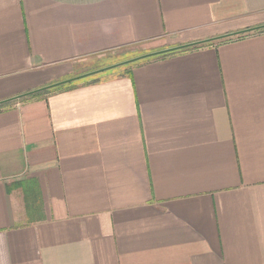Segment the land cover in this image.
<instances>
[{
	"label": "crops",
	"instance_id": "crops-1",
	"mask_svg": "<svg viewBox=\"0 0 264 264\" xmlns=\"http://www.w3.org/2000/svg\"><path fill=\"white\" fill-rule=\"evenodd\" d=\"M1 105L0 264H264V0H0Z\"/></svg>",
	"mask_w": 264,
	"mask_h": 264
},
{
	"label": "rangeland",
	"instance_id": "rangeland-1",
	"mask_svg": "<svg viewBox=\"0 0 264 264\" xmlns=\"http://www.w3.org/2000/svg\"><path fill=\"white\" fill-rule=\"evenodd\" d=\"M131 49V48H130ZM135 50L137 49H131V53H136ZM134 51V52H133ZM127 53L122 56H114V57H108V56H101V57H92L85 61V67L83 68V71H88L83 74H80L76 78L69 80L67 82L61 83L58 86H70L74 83H78L81 81H87V80H95L99 77H104L105 75L120 72L124 68H128L130 65L135 64L139 61H142L143 59H149L153 58L157 55H160L165 52L152 54L147 57H143L137 60L128 61L132 57H136V54ZM93 69V70H92Z\"/></svg>",
	"mask_w": 264,
	"mask_h": 264
},
{
	"label": "water",
	"instance_id": "water-1",
	"mask_svg": "<svg viewBox=\"0 0 264 264\" xmlns=\"http://www.w3.org/2000/svg\"><path fill=\"white\" fill-rule=\"evenodd\" d=\"M166 51H167V50H162V51H157V52H152V53L144 54V55H141V56H137V57L131 58V59H129L128 61L137 60V59H140V58H143V57H147V56L152 55V54H157V53L166 52ZM75 78H76V77H75ZM72 79H74V78H72ZM72 79H71V80H72ZM67 81H69V80H65V81L57 82V83L52 84L51 86H48V87H49V88H50V87H54V86H56V85H59V84H61V83L67 82ZM43 89H44V88H43Z\"/></svg>",
	"mask_w": 264,
	"mask_h": 264
},
{
	"label": "trees",
	"instance_id": "trees-1",
	"mask_svg": "<svg viewBox=\"0 0 264 264\" xmlns=\"http://www.w3.org/2000/svg\"><path fill=\"white\" fill-rule=\"evenodd\" d=\"M227 37V36H226ZM226 37H224V38H226ZM2 107V105L0 106V108Z\"/></svg>",
	"mask_w": 264,
	"mask_h": 264
}]
</instances>
